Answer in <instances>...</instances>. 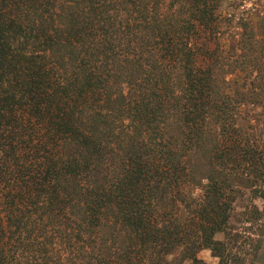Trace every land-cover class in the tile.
Segmentation results:
<instances>
[{
    "label": "trees",
    "instance_id": "trees-1",
    "mask_svg": "<svg viewBox=\"0 0 264 264\" xmlns=\"http://www.w3.org/2000/svg\"><path fill=\"white\" fill-rule=\"evenodd\" d=\"M222 2L0 0V264H255L264 12Z\"/></svg>",
    "mask_w": 264,
    "mask_h": 264
},
{
    "label": "rangeland",
    "instance_id": "rangeland-1",
    "mask_svg": "<svg viewBox=\"0 0 264 264\" xmlns=\"http://www.w3.org/2000/svg\"><path fill=\"white\" fill-rule=\"evenodd\" d=\"M263 12L264 0H223L218 9L220 23L222 24L221 41L225 40L224 38L230 34L227 29L236 32L241 21H258ZM199 256L207 264H216L217 262V258L213 257L209 250L200 251ZM255 264H264V239Z\"/></svg>",
    "mask_w": 264,
    "mask_h": 264
}]
</instances>
